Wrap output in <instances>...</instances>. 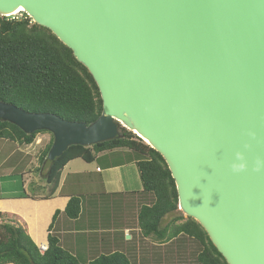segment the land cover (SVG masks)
Segmentation results:
<instances>
[{"label":"water","instance_id":"1","mask_svg":"<svg viewBox=\"0 0 264 264\" xmlns=\"http://www.w3.org/2000/svg\"><path fill=\"white\" fill-rule=\"evenodd\" d=\"M19 11L71 50L102 110L85 125L0 102V121L50 133L51 163L135 134L226 264H264V0H0Z\"/></svg>","mask_w":264,"mask_h":264},{"label":"trees","instance_id":"2","mask_svg":"<svg viewBox=\"0 0 264 264\" xmlns=\"http://www.w3.org/2000/svg\"><path fill=\"white\" fill-rule=\"evenodd\" d=\"M20 18L0 17V102L27 113H50L68 122L90 125L101 114L98 88L88 71L48 29L34 24L25 13ZM46 131L24 134L16 126L0 121V139L30 145ZM53 137L41 153L46 168L45 186L31 184L33 199H49L55 194L63 168L72 160L92 163L103 152L130 151L137 156L143 192L154 198L142 207L138 226L143 236L170 240L185 235L200 246L198 264H226L204 230L178 210L176 187L163 158L135 134L120 128L119 137L90 147L71 146L53 163L47 161ZM40 193V194H39ZM178 214L164 228L162 220ZM60 214L57 211L52 223ZM71 220L80 214V200L71 197L63 211ZM52 226L49 227V232ZM44 252L33 243L26 223L17 215L0 212V264H82L64 250L55 235H48ZM86 264H129L119 253L101 255Z\"/></svg>","mask_w":264,"mask_h":264},{"label":"crops","instance_id":"3","mask_svg":"<svg viewBox=\"0 0 264 264\" xmlns=\"http://www.w3.org/2000/svg\"><path fill=\"white\" fill-rule=\"evenodd\" d=\"M44 139L46 136L37 138L30 145L0 139V157L4 154L0 160V212L19 216L39 249L47 248L52 234L82 264L114 253L122 254L129 264H198L201 248L192 238L181 234L165 240L142 235L138 214L142 207L152 206L154 198L143 192L137 156L130 151L103 152L92 163L72 160L63 168L53 197L31 198V184L45 186L39 181L44 171L40 157L50 141L42 146ZM15 172H20V189L15 180L5 188L3 176ZM71 197L80 200V214L74 220L63 214ZM57 211L60 214L52 223Z\"/></svg>","mask_w":264,"mask_h":264},{"label":"rangeland","instance_id":"4","mask_svg":"<svg viewBox=\"0 0 264 264\" xmlns=\"http://www.w3.org/2000/svg\"><path fill=\"white\" fill-rule=\"evenodd\" d=\"M11 17H14V18H20L21 17V15L20 14H16V15H13V16H11ZM46 136V138H47V140L45 141V139L42 141V143H41V145L43 146L45 143H47V142H49L50 140H51V137H52V135L50 134V133H39V134H37L36 136H35V139L34 140H37V138H40V137H45ZM145 143V142H144ZM6 155V154H5ZM4 158V154L0 157V160H2ZM29 172H31L32 174L34 173V169H33V167H31L30 169H29ZM20 172H15L13 175H10L9 174V176H7V175H4L3 177V182H4V187L6 188V185L7 184H9V185H13V181L15 180L16 181V184H17V187L19 188V186H18V184H19V182H20V178H21V176H20V174H19ZM45 173H46V168L44 169V171L42 172V175L40 176V178H39V181L43 184V185H45V182H44V180H45ZM0 177H1V175H0ZM20 189V188H19ZM18 189V190H19ZM177 214V213H176ZM176 214H173V215H169V216H166L163 220H162V224H164L165 222H168L170 219H172V217L173 216H175ZM178 215V214H177ZM158 238V237H157Z\"/></svg>","mask_w":264,"mask_h":264},{"label":"built area","instance_id":"5","mask_svg":"<svg viewBox=\"0 0 264 264\" xmlns=\"http://www.w3.org/2000/svg\"><path fill=\"white\" fill-rule=\"evenodd\" d=\"M46 249H47L46 247H42V248H40L39 250H40L41 252H44Z\"/></svg>","mask_w":264,"mask_h":264},{"label":"clouds","instance_id":"6","mask_svg":"<svg viewBox=\"0 0 264 264\" xmlns=\"http://www.w3.org/2000/svg\"><path fill=\"white\" fill-rule=\"evenodd\" d=\"M239 167H241V168H242V167H243V165H240Z\"/></svg>","mask_w":264,"mask_h":264},{"label":"bare ground","instance_id":"7","mask_svg":"<svg viewBox=\"0 0 264 264\" xmlns=\"http://www.w3.org/2000/svg\"><path fill=\"white\" fill-rule=\"evenodd\" d=\"M20 12H21V11L17 12V14L20 13ZM15 14H16V13H15Z\"/></svg>","mask_w":264,"mask_h":264}]
</instances>
